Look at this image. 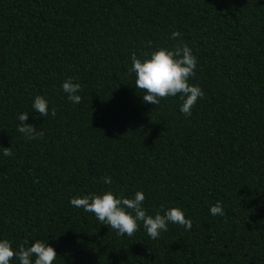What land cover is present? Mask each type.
I'll return each instance as SVG.
<instances>
[{"label": "trees", "instance_id": "trees-1", "mask_svg": "<svg viewBox=\"0 0 264 264\" xmlns=\"http://www.w3.org/2000/svg\"><path fill=\"white\" fill-rule=\"evenodd\" d=\"M181 44L204 91L191 116L179 96L143 102L128 71L132 53ZM21 113L42 138L17 131ZM0 146L13 153L0 147V239L14 249L41 239L53 264H264V0H0ZM105 191H142L149 215L178 207L192 227L118 236L70 203Z\"/></svg>", "mask_w": 264, "mask_h": 264}, {"label": "clouds", "instance_id": "clouds-1", "mask_svg": "<svg viewBox=\"0 0 264 264\" xmlns=\"http://www.w3.org/2000/svg\"><path fill=\"white\" fill-rule=\"evenodd\" d=\"M181 33L173 31L172 39L179 38ZM151 41L148 42L151 45ZM143 58H138L136 53L131 55L130 73H135V87L143 93V102L158 106L161 100L168 97L179 96L183 101L180 111L186 116L192 115V109L197 101L204 96L203 89L196 84L190 83V78L196 75L197 57L187 44L177 45L174 49L159 47L150 53H143ZM62 90L68 94V99L79 104L82 97L78 94L82 91L79 83H74L70 78L62 84ZM32 108L40 116H48V101L43 96H36ZM51 115H56L53 108ZM28 113L18 115L21 122L17 131L24 134L26 139L34 140L42 138V132L33 124L26 123ZM3 155H13L11 147H3ZM104 184H111L112 178H101ZM145 195L137 191L134 198L125 197L123 194L116 195L112 191L102 194L89 193L83 196L71 198L70 203L76 208H82L85 212L94 213L100 224L108 225L116 230L118 236H133L142 222L147 235L152 239L160 237L161 233L168 230V224L174 223L190 230L191 219L186 218L184 211L178 207H172L163 214L157 212L154 216L149 215L142 207ZM210 213L214 216H224L225 212L220 202L210 207ZM29 239L17 249L12 247V241L0 239V264H10L13 259L19 264H53L57 258L56 250L47 242L36 239L31 246Z\"/></svg>", "mask_w": 264, "mask_h": 264}]
</instances>
